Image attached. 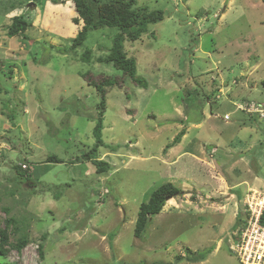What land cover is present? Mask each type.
Returning a JSON list of instances; mask_svg holds the SVG:
<instances>
[{
    "label": "rangeland",
    "instance_id": "obj_1",
    "mask_svg": "<svg viewBox=\"0 0 264 264\" xmlns=\"http://www.w3.org/2000/svg\"><path fill=\"white\" fill-rule=\"evenodd\" d=\"M138 2L165 13L126 43L147 88L97 62L115 29L59 53L49 46L68 47L78 31L66 5L0 0V226L14 217L11 242L29 239L0 264H241L233 227L251 193H264V0ZM19 15L33 22L28 40L6 35ZM105 77L119 85L95 155L110 169L97 175L85 159L101 103L90 80ZM16 165L30 167L29 181ZM166 183L182 193L135 237L141 204Z\"/></svg>",
    "mask_w": 264,
    "mask_h": 264
},
{
    "label": "trees",
    "instance_id": "obj_2",
    "mask_svg": "<svg viewBox=\"0 0 264 264\" xmlns=\"http://www.w3.org/2000/svg\"><path fill=\"white\" fill-rule=\"evenodd\" d=\"M37 3L49 0H34ZM55 4L66 5L72 13V22L78 27L77 35L71 40L68 47L50 45L51 49H57L59 53L68 54L75 52L82 47L92 31L102 28L115 29L117 31L113 38L112 48L105 58H98L97 62L111 65L117 71L123 73L124 79H129L132 83L142 88H147L148 84L138 77L137 60L130 57L126 50V43L137 42L148 33L149 27L165 19V13L162 10H150L146 5H140L138 0H51ZM33 27V22L24 15L15 16L7 28L6 35L9 38L24 35V40H28L26 32ZM92 58V51L86 50L80 57V60L89 63ZM90 85H94L101 96L99 117L93 130L96 139L94 147L86 154V161H91L96 167L97 175L108 172L110 165L96 157L100 147L107 146L102 140L104 130V115L106 111L108 92L119 85L117 78L105 77L100 80H90ZM3 92L0 86V94ZM185 131H182L174 140V145L181 142ZM47 163H60L62 160L56 156H49ZM16 175L19 179L29 181L31 173L30 167L23 168L20 165L14 166ZM182 192L172 183H166L156 189L148 202L142 203L136 220L134 235L141 238L150 220L153 216L159 215L167 200ZM216 203V201H214ZM5 213L10 214V209L5 208ZM261 222L264 224V216ZM244 225L243 218L238 215L233 229L236 231ZM19 234L21 228L14 217L5 219V227L0 226V256L8 257L13 250L21 252L28 244L27 235L18 238L15 243L11 242V233ZM45 240V235L42 236ZM40 257H44V245L38 246Z\"/></svg>",
    "mask_w": 264,
    "mask_h": 264
},
{
    "label": "built area",
    "instance_id": "obj_3",
    "mask_svg": "<svg viewBox=\"0 0 264 264\" xmlns=\"http://www.w3.org/2000/svg\"><path fill=\"white\" fill-rule=\"evenodd\" d=\"M251 194L245 200L244 225L235 232L230 249L241 264H264V193Z\"/></svg>",
    "mask_w": 264,
    "mask_h": 264
},
{
    "label": "crops",
    "instance_id": "obj_4",
    "mask_svg": "<svg viewBox=\"0 0 264 264\" xmlns=\"http://www.w3.org/2000/svg\"><path fill=\"white\" fill-rule=\"evenodd\" d=\"M233 196V195H232ZM205 199V196H202Z\"/></svg>",
    "mask_w": 264,
    "mask_h": 264
}]
</instances>
